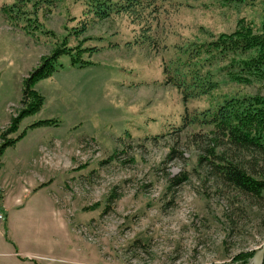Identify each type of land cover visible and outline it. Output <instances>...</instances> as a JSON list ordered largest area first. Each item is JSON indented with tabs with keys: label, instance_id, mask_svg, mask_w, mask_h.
Returning a JSON list of instances; mask_svg holds the SVG:
<instances>
[{
	"label": "rangeland",
	"instance_id": "rangeland-1",
	"mask_svg": "<svg viewBox=\"0 0 264 264\" xmlns=\"http://www.w3.org/2000/svg\"><path fill=\"white\" fill-rule=\"evenodd\" d=\"M99 2L0 0V144L22 108L24 81L54 47L80 44L92 63L62 55L34 87L43 109L7 134L27 130L0 157L15 226L8 237L0 227V264H18L8 255L12 239L30 264H233L259 251L264 199L224 184L210 160L226 157L264 179V156L228 145L201 121L227 96H264V87L219 77L218 90L186 102L166 83L165 64L173 67L177 46L234 33L244 21L259 28L261 0L238 8L157 0L162 15L150 38L126 16L94 20ZM45 120L59 123L31 128Z\"/></svg>",
	"mask_w": 264,
	"mask_h": 264
},
{
	"label": "trees",
	"instance_id": "trees-1",
	"mask_svg": "<svg viewBox=\"0 0 264 264\" xmlns=\"http://www.w3.org/2000/svg\"><path fill=\"white\" fill-rule=\"evenodd\" d=\"M94 1H100L99 4L94 5L99 9L94 20L108 19L111 13L126 16L130 23L141 27L147 38L152 37L153 29L161 20L162 8L157 0H116L115 2L91 0L92 3ZM253 1L218 0L223 8L249 6ZM261 3L263 20L259 28L256 29L244 21L245 24L241 22L234 33L218 36L211 34L206 41L196 39L184 46H177L180 56L174 61L173 67L165 64V71L168 74L166 83L178 86L183 91L186 102L218 90L221 85L219 77H223L231 84L264 87V0H261ZM80 18L83 19L82 15ZM85 21L80 27L81 32H85L83 28L88 23L87 20ZM45 34L55 37L53 32L48 31ZM72 35L77 38L80 32H73ZM74 51L76 55L73 54ZM86 51L88 49H84L80 44L69 46L68 39H64L59 46L54 47L51 55L43 60L41 66L24 81L22 108L9 130L1 135L0 157L8 147L19 142L26 135L27 130L16 139H8L7 134L16 133L26 117L40 112L44 107L45 100L34 89L35 85L51 77L58 70V60L64 54L72 56L73 65L79 63L80 67H84L92 64L82 60V54ZM201 122L212 126L214 131L211 135L224 140L228 145L244 152L264 156V96L259 94L227 96L214 110L208 111V115ZM58 123L57 120H45L31 125V128L58 126ZM210 162L213 172L224 184L240 193L264 199V179L251 174L240 163L227 160L226 157H219L217 161L210 160ZM4 198L0 190V211L3 210ZM257 252L241 253L233 258V264H251Z\"/></svg>",
	"mask_w": 264,
	"mask_h": 264
},
{
	"label": "crops",
	"instance_id": "crops-1",
	"mask_svg": "<svg viewBox=\"0 0 264 264\" xmlns=\"http://www.w3.org/2000/svg\"><path fill=\"white\" fill-rule=\"evenodd\" d=\"M2 211H4V213L6 215V218H5L6 220H5L4 224L0 223V227L5 225V228L7 229V234H6V232L2 231L1 235L4 237L5 236L8 237V235H13V230L15 229V226L13 225L11 217L9 216L8 198L7 197L5 198V201L3 203V210ZM10 242L13 244L14 248L9 251L8 255H10L11 258H13V260H15V262H17L18 264H30L29 261L32 262V259H30V257H27L25 255L22 248L18 244L15 243L14 239H12V241H10ZM0 246H1V244H0ZM9 246H10V244H9ZM15 246L18 248V250Z\"/></svg>",
	"mask_w": 264,
	"mask_h": 264
},
{
	"label": "water",
	"instance_id": "water-1",
	"mask_svg": "<svg viewBox=\"0 0 264 264\" xmlns=\"http://www.w3.org/2000/svg\"><path fill=\"white\" fill-rule=\"evenodd\" d=\"M264 260V245L256 253L253 264H262Z\"/></svg>",
	"mask_w": 264,
	"mask_h": 264
},
{
	"label": "built area",
	"instance_id": "built-area-1",
	"mask_svg": "<svg viewBox=\"0 0 264 264\" xmlns=\"http://www.w3.org/2000/svg\"><path fill=\"white\" fill-rule=\"evenodd\" d=\"M0 221H3V217H2V215H0Z\"/></svg>",
	"mask_w": 264,
	"mask_h": 264
}]
</instances>
